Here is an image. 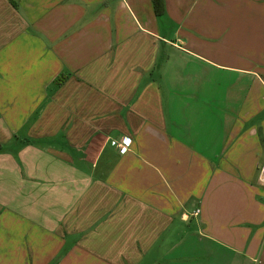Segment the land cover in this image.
Masks as SVG:
<instances>
[{"label":"crops","instance_id":"0c3cea01","mask_svg":"<svg viewBox=\"0 0 264 264\" xmlns=\"http://www.w3.org/2000/svg\"><path fill=\"white\" fill-rule=\"evenodd\" d=\"M164 3L0 0V264H264V0Z\"/></svg>","mask_w":264,"mask_h":264},{"label":"trees","instance_id":"16d2710c","mask_svg":"<svg viewBox=\"0 0 264 264\" xmlns=\"http://www.w3.org/2000/svg\"><path fill=\"white\" fill-rule=\"evenodd\" d=\"M155 13L157 14V17H160L164 15L165 13V3L164 0H153ZM63 79L62 77L59 79V81ZM1 151V146H0Z\"/></svg>","mask_w":264,"mask_h":264},{"label":"built area","instance_id":"2783aa9c","mask_svg":"<svg viewBox=\"0 0 264 264\" xmlns=\"http://www.w3.org/2000/svg\"><path fill=\"white\" fill-rule=\"evenodd\" d=\"M124 139H125V138H123V140H122V141L120 140V142H119V143H120V145H119V149H120V150H123V149H124V144H125ZM261 171L264 172V164H263V166H262V168H261Z\"/></svg>","mask_w":264,"mask_h":264},{"label":"rangeland","instance_id":"374dc122","mask_svg":"<svg viewBox=\"0 0 264 264\" xmlns=\"http://www.w3.org/2000/svg\"><path fill=\"white\" fill-rule=\"evenodd\" d=\"M166 53H167V51H166L165 47L164 46L161 47V56L165 55ZM263 257H264V255H263ZM260 261L262 263H264V258L263 259H260Z\"/></svg>","mask_w":264,"mask_h":264}]
</instances>
